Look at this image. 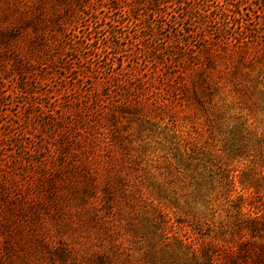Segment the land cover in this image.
Here are the masks:
<instances>
[{
    "label": "trees",
    "instance_id": "obj_1",
    "mask_svg": "<svg viewBox=\"0 0 264 264\" xmlns=\"http://www.w3.org/2000/svg\"><path fill=\"white\" fill-rule=\"evenodd\" d=\"M130 26L123 45L117 28ZM111 52L132 61L104 77ZM94 56L97 67H82ZM257 95L264 102V0H0V108L18 104L23 117L0 139L18 147L0 168V264H264V127L241 106ZM106 101L117 111L103 120ZM177 108L195 113L184 119L230 112L225 154L245 168L214 172L179 151L147 171L120 124L175 133ZM20 119L40 137L33 150L13 132ZM24 160L36 202L13 196ZM183 171L187 208L167 176ZM66 229L93 240L56 241Z\"/></svg>",
    "mask_w": 264,
    "mask_h": 264
},
{
    "label": "rangeland",
    "instance_id": "obj_2",
    "mask_svg": "<svg viewBox=\"0 0 264 264\" xmlns=\"http://www.w3.org/2000/svg\"><path fill=\"white\" fill-rule=\"evenodd\" d=\"M102 11L103 12H100V14L98 15L100 18L107 19L113 17V15L107 9H104ZM87 19L88 18H86V20ZM86 20H83L81 25L85 26L86 24L90 23V20L89 22ZM99 28H102V26L99 25ZM117 30L118 37H121L117 41L120 40L123 45L127 43V39H125L127 33L134 34L136 32V28H134L133 26H130L126 29L117 28ZM208 31L210 32V34H213L210 29H208ZM101 32L102 34L107 35L106 31L102 30ZM121 32L123 34H120ZM224 36L225 38L230 37L228 33ZM87 51L88 50H81V52H79L78 55L75 56L77 58H84ZM110 54V58H116H114L113 60H108L107 69H105V71L101 73L104 77H109L110 75L114 74V72L120 73V71L124 69V66H126L129 61H132L129 52H123L118 55H114L111 52ZM101 60L102 59L99 60L97 56H94L89 62H83L82 67H88L90 66V63L93 66L97 67ZM73 77H76V75H74ZM35 83L36 81H34V85L37 87L36 91L38 93L40 88ZM39 101L40 99H38L37 97L36 102ZM109 103L111 102L106 101L103 105V108L99 110V114L101 117H103V120L107 118L106 114L110 115L112 111H117V108L115 106L113 107ZM218 106L220 107L221 104H219ZM241 106L244 108L243 112L245 115L256 112L254 114V118L251 119L248 124L253 123V128H256V130L260 131L264 127V102L261 96H254L250 101H244ZM19 107L21 106L12 103L1 106L0 112L1 109H4V112L2 113L3 115L0 116V139H2L5 133H7L6 127L9 125L12 119L15 120V116H19L21 117V119L23 118L22 115H17V111H20ZM177 110L178 116L180 118V127L175 133H168L167 131L165 133H161L163 132V128H165L164 126H162L161 129H157V132L154 133L146 130L144 132H141L134 118L131 120V122H126L125 120H123L122 124H120V132L124 138V142L129 145L130 151L134 155H142L144 157L146 161L145 168H147V171H153L154 173L157 171V167L159 168V172L163 171L164 167H162L163 165H161L164 161L163 156H168V160H170L173 154L179 151H186L189 156H192L191 163L193 165H196L197 162L203 163L204 166L208 165L209 167H212L213 165L214 172H217L216 166L221 165H223V168L225 169L242 170L243 168H245V165L243 164L244 162L241 159L229 158L225 154V145L226 141L228 140L230 130L228 128L230 123L229 118L231 116L230 112L221 111L215 117H207V115L204 114V116H192L184 119V116H187L188 114L193 115L195 113H190L191 110L183 108H177ZM145 111L149 115L152 114L150 107L146 108ZM66 116L68 117V114ZM216 118L219 121L218 123H214ZM21 119L19 122H13V132H16L17 135L19 134L21 136L20 138L26 141L27 146L33 150L36 144L39 142L40 137L28 135L30 126L27 125L28 123L23 124ZM173 137H175V139H171ZM17 151L18 147L13 144L11 140H5L3 143H1L0 158L2 159V166L0 165V168L4 169L5 165L7 166L9 165V163L14 161V157ZM25 162L26 160L22 161V166L18 167V169L15 170V174L11 178L12 186H15V188L13 189H16L12 191L14 193L13 196L19 195L24 199L26 198V201L30 200L29 202H36V196L28 190V187L32 185L31 181L33 180V177L30 176L29 178L28 175H22V171L24 169H27V167H25ZM202 168L203 166H200L199 169ZM183 173L186 175V177L183 175L184 178H182L181 175L178 174V172H174L171 175L167 173V176L168 179L172 182L171 186L174 188V190L177 191L180 205L187 208V202L192 201L193 198V188L190 187L191 177L189 173H185L184 171ZM2 179L3 177H1L0 175V181ZM216 179L218 180L219 177H216ZM28 195L30 196V198L28 197ZM1 207L4 208L3 206ZM217 207L219 209H222L224 206L219 203L217 204ZM182 216L185 217V214L182 213ZM63 235L64 236L62 237L64 238V240H62L59 235L54 239L56 241L58 240L61 242L72 243L73 245L82 243L84 244L85 242L91 244L93 240V237H89V233H85L83 236H80L79 233L74 229H66ZM3 242L4 238L0 236V244H2Z\"/></svg>",
    "mask_w": 264,
    "mask_h": 264
}]
</instances>
